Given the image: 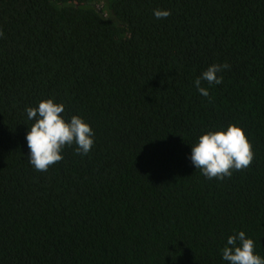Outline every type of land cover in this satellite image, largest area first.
Here are the masks:
<instances>
[{
    "label": "trees",
    "instance_id": "16d2710c",
    "mask_svg": "<svg viewBox=\"0 0 264 264\" xmlns=\"http://www.w3.org/2000/svg\"><path fill=\"white\" fill-rule=\"evenodd\" d=\"M0 33V264H227L240 230L264 256V0H0ZM53 97L95 143L37 171L25 108ZM230 124L253 160L208 179L191 145Z\"/></svg>",
    "mask_w": 264,
    "mask_h": 264
},
{
    "label": "clouds",
    "instance_id": "9594fccd",
    "mask_svg": "<svg viewBox=\"0 0 264 264\" xmlns=\"http://www.w3.org/2000/svg\"><path fill=\"white\" fill-rule=\"evenodd\" d=\"M153 15L156 19H165L171 12L154 9ZM227 68V63L209 65L194 81L197 91L208 97L209 90L202 87L201 82L220 85L223 82L220 73ZM25 112L27 119L33 121L25 135L29 149L27 160L37 171H48L51 165L61 161L65 146L75 145V153L81 156L91 151L95 143L92 127L80 115L66 118L63 115L65 104L56 102L54 97L39 101L35 107H26ZM253 157L252 145L244 130L230 124L202 134L191 145L188 159L206 178L223 179L230 177L233 170L249 167ZM221 259L227 264H264V256L256 251L255 241L244 230L233 231L227 236Z\"/></svg>",
    "mask_w": 264,
    "mask_h": 264
},
{
    "label": "rangeland",
    "instance_id": "374dc122",
    "mask_svg": "<svg viewBox=\"0 0 264 264\" xmlns=\"http://www.w3.org/2000/svg\"><path fill=\"white\" fill-rule=\"evenodd\" d=\"M100 4V3H99Z\"/></svg>",
    "mask_w": 264,
    "mask_h": 264
}]
</instances>
